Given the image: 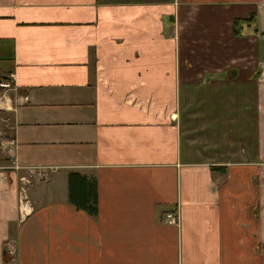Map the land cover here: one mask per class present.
I'll return each instance as SVG.
<instances>
[{
	"label": "crops",
	"instance_id": "crops-1",
	"mask_svg": "<svg viewBox=\"0 0 264 264\" xmlns=\"http://www.w3.org/2000/svg\"><path fill=\"white\" fill-rule=\"evenodd\" d=\"M0 59V264H264V0H0Z\"/></svg>",
	"mask_w": 264,
	"mask_h": 264
},
{
	"label": "rangeland",
	"instance_id": "rangeland-1",
	"mask_svg": "<svg viewBox=\"0 0 264 264\" xmlns=\"http://www.w3.org/2000/svg\"><path fill=\"white\" fill-rule=\"evenodd\" d=\"M0 63H2V59H0ZM0 66V70H1ZM0 76H3L0 73ZM12 95V87L8 80H2L0 85V171L6 170L2 169L1 166L9 165V159L7 158L6 151L7 147L4 144V140L9 136L10 133V125L11 118L6 112V109L10 106V96ZM34 181L30 178L28 181H24L21 187L18 189V202L19 206L25 207L24 205L29 204V190L27 189L32 185ZM29 184V185H28ZM21 207V208H22Z\"/></svg>",
	"mask_w": 264,
	"mask_h": 264
},
{
	"label": "trees",
	"instance_id": "trees-1",
	"mask_svg": "<svg viewBox=\"0 0 264 264\" xmlns=\"http://www.w3.org/2000/svg\"><path fill=\"white\" fill-rule=\"evenodd\" d=\"M247 19L235 20V33H240V25L247 21ZM86 178L81 176L77 172H70L68 174V188L69 198L71 203L75 204L77 208H81L91 215H95L97 212V191L94 182L85 180Z\"/></svg>",
	"mask_w": 264,
	"mask_h": 264
},
{
	"label": "built area",
	"instance_id": "built-area-1",
	"mask_svg": "<svg viewBox=\"0 0 264 264\" xmlns=\"http://www.w3.org/2000/svg\"><path fill=\"white\" fill-rule=\"evenodd\" d=\"M166 216H167L168 223H170V224H177L178 223L179 217H178L177 213L170 212V213H167Z\"/></svg>",
	"mask_w": 264,
	"mask_h": 264
},
{
	"label": "water",
	"instance_id": "water-1",
	"mask_svg": "<svg viewBox=\"0 0 264 264\" xmlns=\"http://www.w3.org/2000/svg\"><path fill=\"white\" fill-rule=\"evenodd\" d=\"M3 79L6 80V77L5 76H0V85H1Z\"/></svg>",
	"mask_w": 264,
	"mask_h": 264
}]
</instances>
